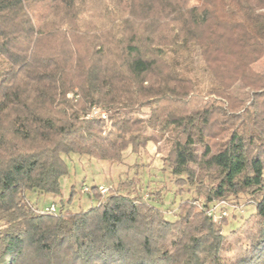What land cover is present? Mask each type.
<instances>
[{"label":"trees","instance_id":"trees-1","mask_svg":"<svg viewBox=\"0 0 264 264\" xmlns=\"http://www.w3.org/2000/svg\"><path fill=\"white\" fill-rule=\"evenodd\" d=\"M263 57L264 0H0V264H264ZM150 143L191 195L173 219L119 188L27 199L61 196L63 156ZM221 202L253 209L227 235Z\"/></svg>","mask_w":264,"mask_h":264},{"label":"rangeland","instance_id":"rangeland-1","mask_svg":"<svg viewBox=\"0 0 264 264\" xmlns=\"http://www.w3.org/2000/svg\"><path fill=\"white\" fill-rule=\"evenodd\" d=\"M253 70L256 73H264V57L262 60L253 65ZM240 97L247 98L245 93L239 92ZM193 101V106H197L200 102L205 101L206 98H196ZM92 117L107 118V115L99 109H93L91 112ZM90 115V116H91ZM136 116L138 118L146 120L150 116V111L143 108L137 111ZM107 125V120H105ZM159 152V151H158ZM157 152V146L155 144H148L146 150L140 151L137 154H132L126 151L123 154V158L118 164H109L107 162H99L86 157L80 158L77 155L63 156V159L68 167V176L61 179L60 187L61 196H43L36 200L35 195L28 194L27 199L32 205L38 208H44L55 202V207L58 209L60 204L66 205L64 210L67 212H75L78 208H87L91 202L90 197L86 195L87 192L80 191L82 184L91 187L93 185L98 186L99 200L103 201L113 191L119 188L120 194L138 196L142 202L157 205L158 202H162L159 206L163 211L161 212L167 218H175L173 214L177 211V208L172 207V203H180L184 200H189L191 195L185 187L182 188L180 196H174V192L177 191V187L174 185L172 177L167 171L162 170V157L163 152ZM74 185L76 193L72 199V202L68 205L67 199L69 196V189ZM159 194L162 196L157 197ZM165 196V197H164ZM218 206H225L223 202ZM219 209V208H218ZM216 209V211L218 210ZM227 226L223 228V233L227 235L231 229L238 227L243 219L247 218L253 211L252 207H227ZM233 212L232 218L229 214Z\"/></svg>","mask_w":264,"mask_h":264},{"label":"built area","instance_id":"built-area-1","mask_svg":"<svg viewBox=\"0 0 264 264\" xmlns=\"http://www.w3.org/2000/svg\"><path fill=\"white\" fill-rule=\"evenodd\" d=\"M84 192L86 191V190H83ZM224 204V203H223ZM225 205V204H224ZM222 207L223 206H216L215 208H212V210H210L209 212H208V215L209 216H213L215 219L217 218V216L218 215H221V216H224V217H226L227 216V212L225 211V210H223L222 209ZM219 208V209H218ZM216 209H218L219 211H216ZM46 212H50V213H52V212H54V207H50V208H48V209H46L45 210Z\"/></svg>","mask_w":264,"mask_h":264}]
</instances>
